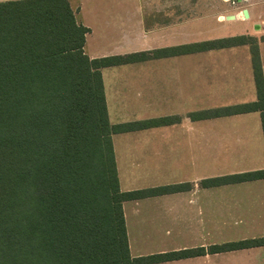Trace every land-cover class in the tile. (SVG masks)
<instances>
[{
	"label": "trees",
	"instance_id": "1",
	"mask_svg": "<svg viewBox=\"0 0 264 264\" xmlns=\"http://www.w3.org/2000/svg\"><path fill=\"white\" fill-rule=\"evenodd\" d=\"M87 32L68 0L0 2V264H154L201 255L198 249L131 258L122 203L189 186L120 191L112 135L170 120L111 125L100 71L232 46L254 50L257 43L240 36L90 59L84 53ZM253 70L256 102L193 117L260 111L264 135L257 51ZM261 179L264 169L207 179L201 186ZM256 246H264V238L212 246L209 252Z\"/></svg>",
	"mask_w": 264,
	"mask_h": 264
},
{
	"label": "crops",
	"instance_id": "2",
	"mask_svg": "<svg viewBox=\"0 0 264 264\" xmlns=\"http://www.w3.org/2000/svg\"><path fill=\"white\" fill-rule=\"evenodd\" d=\"M70 6L78 23L88 30L84 53L90 59L173 48V0H77ZM232 16L229 21L247 19L242 13ZM205 17L209 16L190 20ZM215 21L221 25L226 20L218 16ZM263 24L254 15L251 25L259 28L245 35L260 29L258 35H263ZM255 47L212 49L100 71L111 125L170 120L112 135L120 191L189 186L122 203L132 259L202 249L201 255L154 264H264V246L209 252L212 246L264 238V179L201 186L207 179L264 169L261 112L193 117L257 101L253 51H257L264 83V41ZM239 51L245 67L237 80L246 82V88L238 94L243 101L232 105L213 84L222 82L227 57ZM198 63L200 76L183 75L179 69Z\"/></svg>",
	"mask_w": 264,
	"mask_h": 264
},
{
	"label": "rangeland",
	"instance_id": "3",
	"mask_svg": "<svg viewBox=\"0 0 264 264\" xmlns=\"http://www.w3.org/2000/svg\"><path fill=\"white\" fill-rule=\"evenodd\" d=\"M69 3L76 5L77 0H69ZM254 5H256L255 8H250ZM244 10L249 13V18L244 22L226 19V17L232 16L234 13L240 14ZM201 15L209 17L191 22L192 17ZM254 15L264 22V0H173V47L216 41L221 38L240 37L241 35L251 38L253 43H258L264 37V34L258 35L261 29L251 35H245L246 31L253 32L254 30V25H251ZM218 16L225 18L224 24L216 23L215 18ZM262 26L264 27V24ZM236 54L237 56L227 57L223 65L222 82L213 84V89L220 90V93L227 96L228 103H232V105L234 101H243L244 98H238V94H241L246 88V82L240 84L237 80L240 69L245 67V62L241 55L239 57L240 51ZM179 69L183 75L191 73L200 76L202 73L200 63L197 65L185 64Z\"/></svg>",
	"mask_w": 264,
	"mask_h": 264
},
{
	"label": "water",
	"instance_id": "4",
	"mask_svg": "<svg viewBox=\"0 0 264 264\" xmlns=\"http://www.w3.org/2000/svg\"><path fill=\"white\" fill-rule=\"evenodd\" d=\"M242 14H243V17L245 19L248 18L247 10H244L242 12ZM233 18H234L233 16L226 17L227 20H232ZM254 28L257 30L259 28V26L258 25H255Z\"/></svg>",
	"mask_w": 264,
	"mask_h": 264
}]
</instances>
